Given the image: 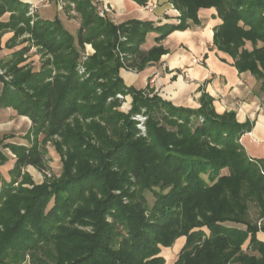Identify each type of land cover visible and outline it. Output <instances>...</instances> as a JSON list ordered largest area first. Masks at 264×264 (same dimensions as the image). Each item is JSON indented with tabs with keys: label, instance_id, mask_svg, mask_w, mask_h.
I'll return each mask as SVG.
<instances>
[{
	"label": "trees",
	"instance_id": "obj_1",
	"mask_svg": "<svg viewBox=\"0 0 264 264\" xmlns=\"http://www.w3.org/2000/svg\"><path fill=\"white\" fill-rule=\"evenodd\" d=\"M75 1L81 17L76 37L58 16L31 26L30 4L0 0V58L2 35L14 32L6 45L10 58L0 59L6 70L0 108L32 121L29 144L0 138V167L10 159L4 149L16 156L11 180L0 172V264H165L160 247L183 236L175 264H264V243L249 211L255 203L264 221V161L251 159L239 142L250 124L239 123L234 112L217 114L207 94L199 109L177 107L128 87L120 74L121 53L137 70L167 53L162 45L140 50L149 33H158L160 43L201 23L200 10L215 8L222 24L214 45L264 91V0H169L180 22L163 26L135 19L115 25L99 17L91 0ZM26 32L45 56L39 71L24 58L31 45L13 49ZM88 44L95 54L80 63ZM119 93L132 98L127 112ZM143 109L145 137L132 119ZM49 142L61 171L37 184L24 170L49 168ZM248 240L251 253L243 251Z\"/></svg>",
	"mask_w": 264,
	"mask_h": 264
},
{
	"label": "crops",
	"instance_id": "obj_2",
	"mask_svg": "<svg viewBox=\"0 0 264 264\" xmlns=\"http://www.w3.org/2000/svg\"><path fill=\"white\" fill-rule=\"evenodd\" d=\"M21 1L27 4L37 2ZM103 1L118 13L121 23L133 19L153 22L155 26L180 22V12L174 9L168 0H146L144 5L135 0ZM53 6L55 7L54 4ZM56 7L53 12L55 16L58 14L57 4ZM38 14L41 15V12ZM216 15L214 8L202 9L199 12L201 23H191L186 30H176L160 43L156 41L158 33H149L140 50L147 53L153 47L162 45L167 53L159 62H151L144 69H138V72L121 69V78L127 86L142 90L147 89L149 80H153L152 92L177 107L199 109L202 105V95H209L214 101L217 114L234 112L239 123L250 124V130L240 136L239 142L251 159L264 161V91L261 90V81L251 72H240L235 59L214 45L215 29L222 24L221 19L215 18ZM9 17L10 13L5 14L3 19L7 21ZM40 18L44 17L41 15ZM13 36L14 32L6 33L3 43ZM10 51L4 50L1 58H10ZM1 88L0 85V93ZM0 122H14L12 132L2 134V138H6L5 143L24 146L29 144L25 137L32 127V122L28 117L18 115L12 108H0ZM14 161L10 158L6 165L0 167L2 176L8 181L11 177L9 178L7 173L13 168ZM8 164L10 166L7 168ZM257 239L264 243V233H257ZM248 246L249 240L246 248Z\"/></svg>",
	"mask_w": 264,
	"mask_h": 264
},
{
	"label": "rangeland",
	"instance_id": "obj_3",
	"mask_svg": "<svg viewBox=\"0 0 264 264\" xmlns=\"http://www.w3.org/2000/svg\"><path fill=\"white\" fill-rule=\"evenodd\" d=\"M92 1V7L94 8V10L97 12V14L99 15V17L103 18V19H108L109 21L113 22L115 25H120L121 23V19L118 17V13L116 11L113 10L112 6L107 4L106 2H104L103 0H91ZM169 2V0H168ZM61 5H60V4ZM170 3V2H169ZM53 4L56 7L57 5H60V7L58 6V14L60 15L58 16V14L56 16H58L59 18L62 19L63 21V25L65 26V28L75 37L78 34V30L81 27V17L78 14L76 7H77V2L75 0H56L51 1L48 0V3L43 4L42 2H40V0H37L36 3H31L30 7L37 5V8H35L34 10V14L31 16L28 15L31 18L30 24L31 26L34 25V23L41 17V15L45 18V19H49V20H54L55 19V15H54V11H55V7L53 6ZM172 4V3H170ZM173 5V4H172ZM106 11L105 16H101L100 15V9ZM174 8V5H173ZM44 9V10H43ZM57 9V7H56ZM175 9V8H174ZM215 9V8H214ZM216 10V9H215ZM39 12H41V15L38 14ZM180 12V11H179ZM179 16L181 17V12L179 14ZM220 19V18H219ZM8 32H13V31H7L5 32L2 37H1V46L3 48V51L6 50V45L8 43H10V40L13 38H11L10 40L6 41V43L4 44L3 42V36L8 33ZM119 37L121 41L124 36H122V34L120 33V31H118ZM24 44H29L31 45L30 51L27 52V54L24 56V58L26 59V61L29 63V65L31 67H33L36 71H39L44 60H45V56L41 53V47L36 45L33 38L31 37V35L29 33H25L23 34L22 37H19L17 42H16V46H14L13 49H18L20 47H22ZM260 46H262V42L259 43ZM246 47L248 49H252V44L250 42H248L246 44ZM12 49V50H13ZM9 50V49H7ZM95 54V49L94 47L90 44L86 45L84 50L81 53V58H80V63H85L87 61L86 58H89L90 56ZM130 58V56L125 55L124 53L120 54V57L122 59V64H124L123 68L124 70L128 71V72H138L137 69L134 68H130L128 67V60H126V57ZM2 59V58H0ZM79 66V65H78ZM83 67V66H82ZM81 66L78 67L79 73L80 75L84 76L86 74V69L82 68ZM6 74V70L3 68H0V75H5ZM7 80H9L10 78L7 77ZM126 84V83H125ZM153 84V80H149L148 81V85H147V89H143L144 91H146V93H148L150 96L153 95L154 93L152 92V88L151 85ZM128 87H134V86H128ZM136 88V87H135ZM123 95V94H122ZM124 96V100H119L121 101V109L123 111H128L131 107V102H132V98L130 95H123ZM117 98V97H116ZM118 99V98H117ZM26 117V116H25ZM132 119L137 122V126L140 130V134L143 135L142 132V128H146V123L148 120V116H146V109H143L141 114L135 115L132 117ZM28 121V120H25ZM32 122V121H31ZM12 122L7 123V122H0V138H2V134L5 132H12L13 129V123ZM29 123V121H28ZM23 127V126H22ZM8 129V130H7ZM10 129V130H9ZM25 129V128H23ZM22 129V130H23ZM144 137L147 136V129H146V134L143 135ZM42 139V137L40 138ZM18 141V140H17ZM2 148V146H1ZM47 149L49 151L48 155H47V159H48V166L49 168L45 171H39L38 169L34 168L33 166L28 167L27 169L25 168L24 172H28L33 180L35 181V183L37 184H42L45 180H50L53 179L55 176H58L60 174L61 171V159L59 154L56 152L54 145L49 142L47 144ZM4 152L13 160H15L16 156L10 151V150H6L4 149ZM10 165H7V168ZM23 172V173H24ZM223 174H228L229 171L228 170H224L222 172ZM7 176H9V178L11 177L9 175V172L7 173ZM16 186L18 185V183L15 184ZM1 189V188H0ZM147 197L148 200L150 201L151 204L154 203V197L151 193H147ZM250 220L254 223H256L258 225L259 228V232H263L261 230V228L263 227L264 221L261 217V213H260V208L255 204V203H250ZM204 230L206 232H208V230L206 228H204ZM258 232V233H259ZM186 243V237H181L178 238L172 246L170 247H163L161 246V253L160 256L163 257L165 259V264H175L177 262V260L179 259V254L182 251L184 245ZM247 243V242H246ZM249 244H250V240H249ZM249 247V246H248ZM243 251L246 253H251L250 250L248 248H246V244L243 246Z\"/></svg>",
	"mask_w": 264,
	"mask_h": 264
},
{
	"label": "built area",
	"instance_id": "obj_4",
	"mask_svg": "<svg viewBox=\"0 0 264 264\" xmlns=\"http://www.w3.org/2000/svg\"><path fill=\"white\" fill-rule=\"evenodd\" d=\"M40 2H42L43 4H46V3H48V0H40ZM60 4V3H59ZM61 5V4H60ZM60 5H58L59 7H60ZM35 8H37V5H35V6H31L30 7V9H29V15H33L34 14V10H35ZM61 8V7H60ZM100 9V8H99ZM105 14H106V11H104V10H102V9H100V15L101 16H105ZM122 40H124V41H126L127 40V38L126 37H123V39ZM87 59V58H86ZM82 67V66H81ZM83 68V70H84V67H82ZM119 100H124V96L122 95V94H117V96H116ZM110 100H112V99H110ZM201 121H203V120H201ZM142 130V132H143V135H145L146 134V128L144 127V128H142L141 129Z\"/></svg>",
	"mask_w": 264,
	"mask_h": 264
}]
</instances>
